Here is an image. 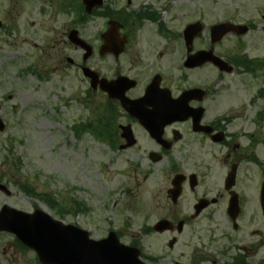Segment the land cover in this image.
Listing matches in <instances>:
<instances>
[{
    "label": "rangeland",
    "instance_id": "374dc122",
    "mask_svg": "<svg viewBox=\"0 0 264 264\" xmlns=\"http://www.w3.org/2000/svg\"><path fill=\"white\" fill-rule=\"evenodd\" d=\"M134 1L148 2L175 31L199 20L208 32L213 24L236 15L241 22L251 17L257 24L264 15V0ZM60 2L0 0V21L4 22L0 28V117L6 122L5 131L0 132V182L10 189L9 194L0 190V209L4 204L28 212L39 208L65 224L89 230L95 239L115 230L129 243L130 235L144 222L164 215L162 207L170 187L168 164L148 158L156 147L143 143L126 152L123 160L117 159L109 145L112 138L100 133L102 116L108 110L106 99L92 91L83 73L82 67L90 65L89 59L83 60L85 51L68 39L71 30H78L81 38L98 49L101 40L96 37L105 24L99 17H87L82 0H74L67 10L59 8ZM156 25L149 23L148 29L154 32ZM261 34L258 30L244 37V47L249 44L253 50L251 55L264 56ZM226 38V44H231L232 37ZM70 57L74 63H68ZM221 89L227 107L236 109L252 102L253 110L261 112L264 142V71L227 75ZM247 117L237 119L236 125L244 126ZM87 121L92 127H83ZM23 181L35 187L34 193H49L56 200L26 193L18 186L25 185ZM72 200L88 206L79 212ZM244 209L241 240H257L259 230L264 232L263 210L254 202ZM148 243L159 251L165 247L158 237ZM187 255L171 253L158 264H190ZM262 259L264 252L252 261ZM217 260L202 264H225ZM0 264L41 262L13 233L0 231Z\"/></svg>",
    "mask_w": 264,
    "mask_h": 264
},
{
    "label": "flooded vegetation",
    "instance_id": "af4514ba",
    "mask_svg": "<svg viewBox=\"0 0 264 264\" xmlns=\"http://www.w3.org/2000/svg\"><path fill=\"white\" fill-rule=\"evenodd\" d=\"M103 6L100 12L90 15L105 24L96 39L102 40L112 20L119 21L121 36L127 38L121 54L94 46L89 59L94 73L92 91L104 96L106 105L114 110L111 135L117 159L123 160L126 152L136 150L142 143L152 144L156 148L147 157L158 159L156 162L166 160L169 168L164 215L144 222L137 233L130 235L131 243L140 248V257L149 264H158L171 253L185 258L188 252L190 264L210 260L217 263L218 258L225 264H264V259L252 261L256 254L264 252V232L259 230L257 240H241L240 231L244 207L252 202L261 207L264 142L260 112L253 110L252 102L235 109L221 100L225 76L264 71L262 55H251L249 44L244 47L247 34L259 30L264 39V15L263 22L257 24L251 17L241 22L234 16L231 22L246 26L234 28L231 44H226L227 38L213 41L210 29L206 32L205 27L193 39H186L185 28L198 20L186 22L184 28L175 31L145 1L105 0ZM149 23H157L156 31L148 29ZM203 51L213 52L209 54L212 61L189 67L190 59ZM215 56L225 63H217ZM121 77L128 78L126 85L136 82L125 92L130 100L149 97L135 107L129 104L128 110L119 98L102 91L101 81L115 82ZM192 88L199 91L179 101L181 94ZM179 114L184 116L168 118ZM246 115L247 122L238 127L237 119L243 120ZM122 125L130 126L136 141L128 148L123 147L127 140L122 136ZM153 151L157 153L154 159ZM177 174L182 176L181 183L172 188ZM234 201L239 203V215V209H230ZM158 222L163 223L156 229ZM154 237L162 239V251L148 243Z\"/></svg>",
    "mask_w": 264,
    "mask_h": 264
},
{
    "label": "water",
    "instance_id": "95a60500",
    "mask_svg": "<svg viewBox=\"0 0 264 264\" xmlns=\"http://www.w3.org/2000/svg\"><path fill=\"white\" fill-rule=\"evenodd\" d=\"M102 4L103 0H84V5L89 13ZM110 24L111 29L103 35L105 43L102 45L101 50H115L119 54L124 50L125 38L124 40L119 38L118 22L112 21ZM233 28L234 25L230 23L213 26V39L222 40ZM200 29V24L190 25L186 33L193 34L192 32ZM69 38L77 46H81L87 51L84 59H88L92 53V48L79 38L78 31H72ZM210 59L206 58L202 61ZM218 61L223 63L221 60ZM84 73L89 77L93 75V73H90L89 68H84ZM117 83L119 84L115 88L120 90L122 94H116V96L122 100L124 106H127V98L125 97L127 87L122 88L121 84L123 82L117 81ZM102 89L111 94L114 87L104 82ZM4 129L5 124L0 119V131ZM124 136L130 138L131 133H124ZM132 144L133 142H130L126 147ZM0 188L8 192L7 188L1 184ZM262 197V207L264 208V192ZM0 230L14 232L22 242L37 251L43 264H146L139 257V250L136 247L121 243L115 232H110L107 238L95 240L90 237L89 231L87 232L71 224L65 225L40 209L31 214L3 205L0 211Z\"/></svg>",
    "mask_w": 264,
    "mask_h": 264
},
{
    "label": "trees",
    "instance_id": "16d2710c",
    "mask_svg": "<svg viewBox=\"0 0 264 264\" xmlns=\"http://www.w3.org/2000/svg\"><path fill=\"white\" fill-rule=\"evenodd\" d=\"M102 126V131H105V130H109V129H111V127H110V121H109V117L108 116H105L104 118H102V124H101ZM105 125H107L106 127H105ZM89 126H91L92 127V125L91 124H89ZM96 130H99L100 128L99 127H97V128H95ZM22 187H23V189H24V191L26 192V193H28V194H34V195H38L39 196V194H36V193H34V191L32 190V188H30V187H26L25 185H22ZM49 201H52V199H49Z\"/></svg>",
    "mask_w": 264,
    "mask_h": 264
}]
</instances>
